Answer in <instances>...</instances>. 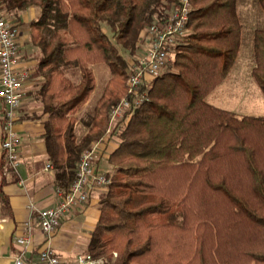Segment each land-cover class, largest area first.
I'll return each mask as SVG.
<instances>
[{
  "label": "trees",
  "instance_id": "obj_1",
  "mask_svg": "<svg viewBox=\"0 0 264 264\" xmlns=\"http://www.w3.org/2000/svg\"><path fill=\"white\" fill-rule=\"evenodd\" d=\"M180 1L2 0L6 11L39 7L31 26L53 30L50 39H33L42 57L32 77L43 80L44 139L65 192L82 153L119 132L86 254L103 264H264V116L239 117L207 102L238 58V0H190L189 34L171 69L146 88L144 104L111 118L129 97L130 66L119 46L134 56L144 33L164 25ZM256 1L264 12V0ZM254 61L264 93V28L254 33ZM97 65L112 77L78 138L74 114L95 91Z\"/></svg>",
  "mask_w": 264,
  "mask_h": 264
},
{
  "label": "crops",
  "instance_id": "obj_2",
  "mask_svg": "<svg viewBox=\"0 0 264 264\" xmlns=\"http://www.w3.org/2000/svg\"><path fill=\"white\" fill-rule=\"evenodd\" d=\"M4 11L6 10L3 4L2 14H4ZM237 13L240 19L238 8ZM240 24L242 28V46L244 26L241 20ZM252 43L254 49V34ZM147 46L148 43L142 41L140 48L143 50ZM23 47V37H20L19 65L21 69L29 71L30 76L24 84L25 98L18 111V119L15 125V130L20 138V164L16 170L11 168L4 159L2 152L3 133L0 122V183L6 181L3 191L5 193V200L8 203V206H6L7 210L3 209V201L5 200L0 198V264L14 263V258L20 251L16 239L24 235V224L32 219L39 210L55 206L60 200V197L57 195V190L59 188L62 189L55 170L53 167L48 168V165H51V161L48 157L44 139L45 123L48 120V115L43 113L44 107L39 100V89L43 80L32 77L39 61L26 59L24 54L21 53L24 50ZM142 50L139 51L141 52ZM99 66L93 67L96 80L95 91L88 101L74 114L78 118V122L76 123V134L78 138L85 136L89 132V122L93 116L96 101L103 94L112 77L110 69H108L107 74L104 75L107 79H105V84L101 91L99 86L101 76L98 70ZM231 71L227 78H229ZM66 76L70 82L79 84L80 77L77 72H70ZM99 94L100 96L98 97ZM120 142L119 135H113L108 136L103 142L95 143L92 146V149H95L98 154V160L96 162L97 168L109 176L115 173V168L109 163V158L119 146ZM107 190V188L95 189L89 201L73 210L63 221L60 229L52 236L50 245L64 264H76V259L87 252L89 240L101 216V201ZM33 231L34 242L31 253L28 255L27 264H42L39 260V252L46 246V237L38 224L35 225Z\"/></svg>",
  "mask_w": 264,
  "mask_h": 264
},
{
  "label": "built area",
  "instance_id": "obj_3",
  "mask_svg": "<svg viewBox=\"0 0 264 264\" xmlns=\"http://www.w3.org/2000/svg\"><path fill=\"white\" fill-rule=\"evenodd\" d=\"M164 25L149 28L143 41L148 43L144 53L130 64L128 77L129 97L111 112L113 121L122 119L125 112L140 107L148 100L147 87L162 75L170 58L175 54L177 46L185 41L189 34L188 23L192 5L190 0H181ZM3 4L0 2V122L2 124V152L8 165L16 170L20 164V138L15 130L17 114L25 98L24 84L30 73L19 65L20 37L19 24L2 14ZM98 154L95 149L85 150L77 166L76 180L65 192L57 190L59 202L46 209L39 210L32 219L24 224V235L17 237L20 247L13 264H27L28 255L34 242V227L39 225L46 237V246L39 252L42 264H64L50 241L63 221L77 207L86 204L92 192L97 188H106L112 177L103 173L96 166ZM48 165V168H51ZM31 209H33L31 207ZM76 264H103V260H95L89 254L80 255Z\"/></svg>",
  "mask_w": 264,
  "mask_h": 264
},
{
  "label": "rangeland",
  "instance_id": "obj_4",
  "mask_svg": "<svg viewBox=\"0 0 264 264\" xmlns=\"http://www.w3.org/2000/svg\"><path fill=\"white\" fill-rule=\"evenodd\" d=\"M0 2H2V0H0ZM172 12L168 13L169 18ZM238 12L240 20L244 26H242L243 42L239 50L240 54L238 53V59L232 68L229 78H227V80L220 87H218L209 98H207V102L211 105L223 108L224 110L234 112L239 117H260L264 116V93L252 76V68L255 63L252 39L254 30L264 28V12L256 0H238ZM40 14L41 10L37 6L30 7L27 10L20 12L4 11L5 16L13 19L16 23H19L21 37H23L24 41V50H22L21 53L24 54L26 59H32L35 61L40 60L42 52L37 47L34 42L35 40L33 39H40L41 36L50 39L53 35V30L50 27L37 32L31 26L32 23L39 19ZM105 31L113 38L112 33L107 28H105ZM119 48L123 56L128 60L129 66L145 51V49L142 50L139 48V50L142 51L140 52L138 50V52L132 56L128 51H125L120 46ZM175 58L176 53L170 58V61L163 70L162 75L171 69ZM108 69L109 68L106 65H100L98 68L99 73H101L99 83L101 91L105 84V79H107L104 75L107 74ZM99 96L100 94L98 97ZM118 133L119 132H116L115 136H118ZM106 188L108 189V187Z\"/></svg>",
  "mask_w": 264,
  "mask_h": 264
}]
</instances>
